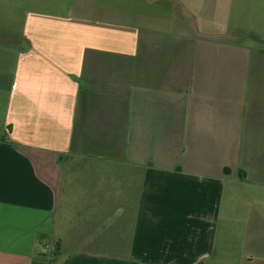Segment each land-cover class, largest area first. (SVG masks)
I'll return each instance as SVG.
<instances>
[{
  "label": "crops",
  "instance_id": "1",
  "mask_svg": "<svg viewBox=\"0 0 264 264\" xmlns=\"http://www.w3.org/2000/svg\"><path fill=\"white\" fill-rule=\"evenodd\" d=\"M0 6V264H264V0Z\"/></svg>",
  "mask_w": 264,
  "mask_h": 264
},
{
  "label": "rangeland",
  "instance_id": "2",
  "mask_svg": "<svg viewBox=\"0 0 264 264\" xmlns=\"http://www.w3.org/2000/svg\"><path fill=\"white\" fill-rule=\"evenodd\" d=\"M1 3H3V2H1ZM13 6H14V5L11 3V4L8 5V6L5 5V6H2V7L0 6V7L4 10V12H5V11L10 12V11H12V10L14 9ZM1 8H0V10H1ZM4 12H3V14H1V12H0V20H1L2 17L4 18L5 16H9V17L11 18V16H12L11 14H5Z\"/></svg>",
  "mask_w": 264,
  "mask_h": 264
},
{
  "label": "trees",
  "instance_id": "3",
  "mask_svg": "<svg viewBox=\"0 0 264 264\" xmlns=\"http://www.w3.org/2000/svg\"><path fill=\"white\" fill-rule=\"evenodd\" d=\"M175 7H176V10L177 12L181 15V16H186L187 13H186V10L183 8V6L179 3H175ZM246 34L248 35L249 32H246Z\"/></svg>",
  "mask_w": 264,
  "mask_h": 264
}]
</instances>
